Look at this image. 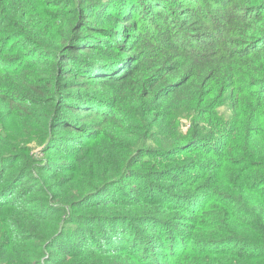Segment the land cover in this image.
I'll return each mask as SVG.
<instances>
[{
  "label": "trees",
  "instance_id": "trees-1",
  "mask_svg": "<svg viewBox=\"0 0 264 264\" xmlns=\"http://www.w3.org/2000/svg\"><path fill=\"white\" fill-rule=\"evenodd\" d=\"M0 264H264V0H0Z\"/></svg>",
  "mask_w": 264,
  "mask_h": 264
},
{
  "label": "rangeland",
  "instance_id": "rangeland-1",
  "mask_svg": "<svg viewBox=\"0 0 264 264\" xmlns=\"http://www.w3.org/2000/svg\"><path fill=\"white\" fill-rule=\"evenodd\" d=\"M100 1L106 3L109 0H100ZM221 111H223L224 114L226 115V112H227V109L226 108H221ZM186 126H187V122L185 120H182V122H181V128L184 130V129H186Z\"/></svg>",
  "mask_w": 264,
  "mask_h": 264
}]
</instances>
